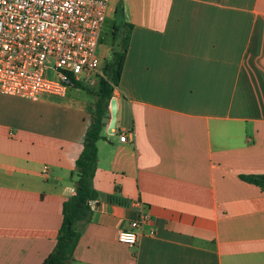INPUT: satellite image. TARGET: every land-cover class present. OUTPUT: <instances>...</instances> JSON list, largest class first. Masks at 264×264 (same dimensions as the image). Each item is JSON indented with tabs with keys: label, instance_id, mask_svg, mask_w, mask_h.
<instances>
[{
	"label": "crops",
	"instance_id": "crops-1",
	"mask_svg": "<svg viewBox=\"0 0 264 264\" xmlns=\"http://www.w3.org/2000/svg\"><path fill=\"white\" fill-rule=\"evenodd\" d=\"M119 4L132 29L117 124L97 142L99 196L69 264H264V189L241 178L264 175V0H110L103 65ZM93 79L38 100L0 94V264L53 251ZM142 211L145 235L120 242Z\"/></svg>",
	"mask_w": 264,
	"mask_h": 264
},
{
	"label": "built area",
	"instance_id": "built-area-1",
	"mask_svg": "<svg viewBox=\"0 0 264 264\" xmlns=\"http://www.w3.org/2000/svg\"><path fill=\"white\" fill-rule=\"evenodd\" d=\"M109 2L0 0V94L38 100L44 92L65 95L74 81L94 83L93 77L104 67L97 48ZM128 137L127 130L119 132L121 142ZM47 171L45 166L43 172ZM95 203L89 201L90 208ZM140 204L131 201L133 206ZM151 220V214L142 211L129 229L117 233V239L137 245ZM154 233L153 228L148 232Z\"/></svg>",
	"mask_w": 264,
	"mask_h": 264
},
{
	"label": "trees",
	"instance_id": "trees-1",
	"mask_svg": "<svg viewBox=\"0 0 264 264\" xmlns=\"http://www.w3.org/2000/svg\"><path fill=\"white\" fill-rule=\"evenodd\" d=\"M114 35L117 41L111 49L110 57L100 74L98 99L86 131L82 151L76 159V192L63 204V221L57 235L56 245L42 264H69L81 237L77 224L88 220L91 215L89 201L96 200L98 191L93 187V178L97 170V142L102 139V131L110 119V103L114 90L120 85L126 62L132 26L124 22V8L119 4L115 10ZM74 81V79H73ZM74 85L84 87L81 82ZM244 180L264 189V175H241Z\"/></svg>",
	"mask_w": 264,
	"mask_h": 264
},
{
	"label": "water",
	"instance_id": "water-1",
	"mask_svg": "<svg viewBox=\"0 0 264 264\" xmlns=\"http://www.w3.org/2000/svg\"><path fill=\"white\" fill-rule=\"evenodd\" d=\"M117 112H118V103H117V98L114 96L111 99V103H110V120H109V124L107 127V131L110 134H113L114 133L113 129L116 128Z\"/></svg>",
	"mask_w": 264,
	"mask_h": 264
},
{
	"label": "rangeland",
	"instance_id": "rangeland-1",
	"mask_svg": "<svg viewBox=\"0 0 264 264\" xmlns=\"http://www.w3.org/2000/svg\"><path fill=\"white\" fill-rule=\"evenodd\" d=\"M111 34H112V27H111V23L110 21H106L104 27H103V32H102V35L106 38H111ZM49 73V76L50 77H53V73L52 72H48ZM97 81H96V84L94 86H92L93 89H95L98 93V89H99V79H100V73H97L95 75ZM75 89L76 86L74 85H71L70 89Z\"/></svg>",
	"mask_w": 264,
	"mask_h": 264
}]
</instances>
